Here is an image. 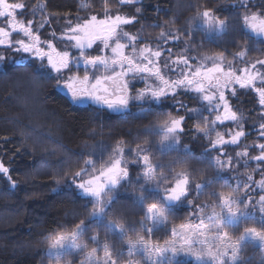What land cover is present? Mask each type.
<instances>
[{"label": "snow or ice", "instance_id": "obj_1", "mask_svg": "<svg viewBox=\"0 0 264 264\" xmlns=\"http://www.w3.org/2000/svg\"><path fill=\"white\" fill-rule=\"evenodd\" d=\"M118 2L121 6H131L142 0ZM23 7L22 3L0 0V18H7V27H0V46L17 53H26L29 58L40 61L38 65H32L33 72L39 73L43 79H55V87L66 89L73 105H95L127 119L130 106L135 102L140 105V111L133 114L134 117L146 118L157 108L162 109L169 97L175 100L181 92H192L207 106L209 112V116H202V109L188 108L182 101H175L178 111L185 109L189 115L203 119L202 124L195 125V130L208 140L209 146L200 155H195L187 144H181L185 123L183 115L173 117L156 112L155 121L146 129L148 133L160 137L157 151L161 156L174 152L176 164L188 165L193 160L207 163L215 175L204 183H196L193 187L194 176L187 168L177 170L171 165L153 163L150 148L146 147L148 140L136 144L135 149L131 150V160L125 155L124 141H117L108 159L100 163L99 167L93 159L97 152L94 147L86 153L83 166L75 169L69 166L62 176L54 177L57 186L63 183L74 196L85 200V208L91 205V210L87 222L81 220L71 231L46 237V256L50 264H62L65 257L81 254V264H119L123 252L113 250L109 236H117L127 245V264H141V260L135 259L137 256L147 264H179L177 257L181 255L193 257L196 264H242L244 258L240 253L246 245L253 248L258 246L264 251V194H258V199L250 194L253 185L264 193V167H261L264 165V143L253 145L259 149V154L255 156H250L247 148L236 152L235 157L225 151L229 145H238L246 135L241 124L243 117L233 110L226 92L235 97L237 85L240 89L252 90L258 95L259 104L264 106V71H260L264 69V59H256L251 63L244 61L251 47L261 51L258 45L264 46V0H259L258 5L256 0H236L233 5L244 9L243 14L237 17L243 32L238 28L233 29L235 38L242 42L237 45L239 50L233 53V57L245 63L244 67L236 68L232 61L225 64L223 52L205 54L194 64V58L185 54L188 52L185 48L181 55L172 59L169 48V60L174 67H170L168 61H165L164 67L178 72L175 79L166 77L161 71L159 64L163 52L159 44L156 48L147 43L140 46L138 35L124 30V26L136 21V16L112 15L107 0H103L102 19L93 14L83 20L77 17L74 24L71 20L67 21L59 39L66 40L67 47L75 49L78 55L68 50H57L52 41L43 42L47 50L42 47L39 35L33 31V21L25 23L16 19V10ZM42 7L43 4H37V8ZM89 7L86 0H81V9ZM256 7L260 10H253ZM135 11L139 14L142 8L137 7ZM217 13L218 9L214 6L201 5L197 0L187 27L173 28L169 22V27L160 32L158 41L164 44L179 42L182 36L191 40L196 29H202L206 38L223 36L230 30L229 19L221 18ZM47 22L42 21L40 27ZM13 33L22 34L26 39L13 40ZM52 35L55 37L54 32ZM94 45L98 46L97 51L101 54L89 51ZM81 65L83 75L73 72V68L79 69ZM6 69L7 61L0 54V73ZM52 73L56 76L52 77ZM137 76L141 79L152 78L153 84L135 89L132 81ZM212 114H215L214 119L209 118ZM226 121L236 126L234 132L217 131V127ZM259 129L260 138H264V123L260 124ZM104 147L100 145L99 149L103 151ZM213 151L218 154L213 156ZM241 158L245 167L249 160L258 162L253 172L259 171L261 179L255 181L249 173L247 180L252 183H242L236 176L233 177L236 180L233 186L230 182L233 178L225 179L224 174L231 172L234 160L239 162ZM130 163L141 169L134 178L130 175ZM165 168L167 172L163 170ZM9 171L0 162V174L15 187L16 182ZM221 180L224 181L222 188L226 191L212 192L211 195L216 197L214 203L206 202L197 206L199 223H182L178 228L173 226L172 238L163 243L152 239L155 232L167 228L169 217L174 211L185 203L193 205L194 201L189 199L191 193L195 192L198 199L204 194L205 188ZM127 187L136 193L131 197V208L143 210L139 230L132 229L134 237L127 235L128 229L122 222L128 209L120 203V193L121 188ZM52 191L59 193L61 189L56 187ZM242 224L245 225L243 231L233 238L228 229H238ZM90 225L106 230L103 240L99 234L89 237L91 243L96 245L92 248L81 242L90 230ZM100 252L102 255H99ZM261 264H264V256Z\"/></svg>", "mask_w": 264, "mask_h": 264}, {"label": "trees", "instance_id": "obj_2", "mask_svg": "<svg viewBox=\"0 0 264 264\" xmlns=\"http://www.w3.org/2000/svg\"><path fill=\"white\" fill-rule=\"evenodd\" d=\"M18 1L24 5L18 13L20 18L22 17L21 21L25 23L33 21L34 25L38 9H41L37 8V4H41L42 0ZM43 1L50 13L60 12V15L65 12H67L66 15L71 14L76 5V0ZM199 3L205 6H214L218 9L217 14L221 18L228 17L229 32L223 36L206 38L202 29H196L193 33L197 35L198 38L195 39H198V42L195 44L183 36L179 42L169 41L164 44L158 41L160 32L169 27V22L173 28H186L188 20L195 12L197 0H142L141 3L131 6L123 5L122 7H130L129 12L131 13L136 5L142 8V12L138 14V22L127 28L130 33L134 34L137 25L139 26L137 35L140 46L147 43L153 48L159 44L161 50L170 48L172 59L181 55L187 48L188 52L185 54L198 60H201L205 54H211L209 51L218 47L221 52L223 50L226 60L229 57L233 58L236 68L244 67L245 63L234 59L233 54L228 51L231 46L236 48L234 52L238 51L237 45L242 43L235 38L233 29L238 28L243 32L237 17L243 14L244 9L233 7L236 0H199ZM256 3L258 5L259 0H256ZM157 9L161 12H158ZM253 10L259 11L260 8L256 7ZM51 25L52 22L42 30L43 36L52 27ZM0 27H7V18H0ZM199 40H201L202 46H200ZM258 47L261 48V51H257L256 47L250 48L244 58L246 63L264 59V46L258 45ZM2 49L0 54L5 56L7 69L0 73V162L9 168V175L16 183L13 187L7 177L0 174V264H41L40 244L46 240V237L63 229L72 230L81 220L87 222L91 205L85 208L83 198L74 196L71 190L64 187L63 183L57 186L54 180V177L62 176L69 166L73 169L83 166L86 154L81 156L80 151L81 145L84 146L85 142L86 153L94 147L97 148L93 159L97 163H101L103 159L107 160L105 156L109 151L110 141L106 139L115 140L118 137L126 136V134L128 136L130 133L128 131H131L130 128L133 127L132 130L137 129V134L134 138L135 142L130 145V152L135 149L137 143L148 140L149 144L146 147L150 148L149 154L153 158V163L171 165L177 170L187 168L194 176L193 187L196 183H204L215 175L214 170L207 163H197L193 160L188 165L176 164L174 162L176 153L174 152L161 156L157 151V142L160 137L146 131L155 121L156 112H162L165 116L170 114L173 117L183 115L185 123L181 144H187L195 155H200L209 146L208 140L195 130L197 123H203L202 119L189 115L185 109L178 111L175 106V101H182L188 108H200L204 116H209V112L206 110L207 106L202 104L196 95L181 92L175 100L169 97L163 108H157L152 115L147 117L148 120L133 118V121L129 122L131 125H127L124 122L126 119L107 110L94 113L92 109L74 106L67 97L55 89V79H43L39 73L33 72L32 67L15 63L18 58L23 56L22 53L19 54L3 47ZM165 61H168L170 67H174L169 60V52L161 56L159 66L166 77L175 79L178 72L170 71L169 68L164 67ZM260 71H264V69H260ZM132 84L135 89H138L146 84L152 85L153 79L138 77L132 81ZM227 96L233 110L243 117L241 124L246 135L241 138L238 145H229L225 151L228 155L235 157L236 152L247 148L250 156L258 155L259 149L253 145L264 141V138L259 136V126L264 123V116H262L264 106L259 104L258 95L254 91L240 89L238 85L236 86V96H230L229 92H227ZM138 110H140L139 106L134 103L130 106V112ZM214 116L215 114H212L209 118L214 119ZM130 117L132 116L129 115L128 118ZM144 122L146 123L144 124ZM125 130L127 133L122 134ZM235 130L236 126L231 122H225L217 127V131L221 133L234 132ZM212 135L214 138L215 133ZM100 145L105 146L103 151L99 149ZM211 154L215 156L218 153L213 151ZM132 155L131 152V158ZM239 161L234 160L232 171L224 174L225 179L239 176L242 183H252L247 180L249 173L252 174L253 180L261 179L259 171L253 172L258 162L249 160L248 166L245 167L243 158ZM129 167L130 175L134 178L140 171L139 167L134 164H130ZM163 170L167 172V168ZM230 182L235 186L234 178L230 179ZM223 183L224 181L221 180L219 183L205 188L204 194L200 195L198 199L195 192L191 193L189 199L194 201L193 205L189 206L185 203L174 211L169 217L167 228L155 232L152 239L160 243L171 239L173 226L178 228L182 223L192 222L198 217V205L216 201V197L211 195L212 192L226 191L222 188ZM56 187L61 189L59 193L52 191ZM135 194L131 187L121 188L120 203L128 209L125 212L127 235L133 237L135 233L132 229L135 228L138 231L141 220L137 218L139 214H136L141 208H131V197ZM250 194L258 199V194L264 193H261L260 189L253 185ZM244 226L242 224L238 229H228V231L233 235V238H236L243 231ZM89 227L91 232L85 234L86 238L89 239L91 235L99 234L104 239L106 230L92 225ZM113 237L116 240H112ZM108 239L114 246V251L123 250L124 246L127 248V245L122 243L117 236H109ZM124 252L127 253V251ZM240 254L244 258L242 264H261L264 251H261L258 246L253 248L251 245H246ZM124 257V262L119 260V264H127L128 257L125 255ZM179 258L187 261L190 257L181 255ZM135 259L143 260L139 256ZM180 264L187 263L181 262ZM192 264H196V262Z\"/></svg>", "mask_w": 264, "mask_h": 264}, {"label": "rangeland", "instance_id": "obj_3", "mask_svg": "<svg viewBox=\"0 0 264 264\" xmlns=\"http://www.w3.org/2000/svg\"><path fill=\"white\" fill-rule=\"evenodd\" d=\"M18 1V0H17ZM115 1V0H114ZM19 2V1H18ZM112 6H110L109 5V7L111 8V14L112 15H115V14H117V13H119V14H121V15H127V16H129V17H131V16H136V21L135 22H138V14L136 13V11H135V8L133 9V13H131V12H129V9H130V7H119V6H116V4L115 3H113V4H111ZM127 8V9H126ZM93 14H95V15H97L98 16V18H103V16H104V12H103V7H99V8H97V9H94L93 7H89V8H87V9H81V11L80 12H78L77 14H75V15H73L70 19H66L65 20V22H63V24H59V25H57L58 24V22H56V23H52V27H50L49 29H48V32H46L45 34H44V36L46 37V39H48V41H52L53 42V44L54 45H56V47L57 48H61L62 50H68V51H70L71 53L73 52V53H75L74 55H77L78 54V52H76V50L75 49H72V48H70V47H67V44H68V42L66 41V40H61V39H59V37L61 36V34H62V32L64 31V29L66 28V26H67V21L68 20H71L72 22H73V24L74 23H76L77 22V17H79L81 20H83V19H86V18H89L91 15H93ZM44 20H51V18H45V19H43V20H41V19H39V18H37V19H35V24L32 26L33 28H34V30H35V32L39 35V31L40 30H42L43 28L45 29V27H48V24L51 22V21H48L46 24H44L43 25V27H40V23L42 22V21H44ZM134 22V23H135ZM133 23V24H134ZM133 24H130V25H127V26H124V30L126 31H128V27L129 26H131V25H133ZM54 25H56L57 27H55L54 28ZM59 27V32L57 31V28ZM54 30H55V32H54ZM53 32L55 33V37L52 35L53 34ZM129 32V31H128ZM138 32H139V26L137 25V29H136V31H134V34H138ZM15 35H17L16 37H14ZM215 35H213V37H214ZM195 38H198L197 37V35L195 34V33H193V35H192V38H191V41L193 42V44H195L196 42H198V39H195ZM12 39L13 40H17V39H25V38H23L22 37V35L21 34H17V33H13V35H12ZM199 42H200V46H202L201 45V40H199ZM202 43H204V42H202ZM97 45H94V48L92 49V50H89L92 54H101V53H99L98 51H97ZM215 48V47H214ZM227 49H229L228 47H227ZM3 49H2V46H0V53H1V51H2ZM10 50H12V49H10ZM168 49H166V50H162V52H163V54L164 53H166V52H168L167 51ZM226 50V49H225ZM236 50V48H234L233 46H231V48H230V50H228V51H230L231 52V54H233L234 53V51ZM13 51V50H12ZM172 51V50H171ZM15 52V51H14ZM209 52H211V54H209V55H212V54H214V53H217V52H221V50H219V48L217 47V48H215V49H212V50H210ZM214 52V53H213ZM222 52H223V50H222ZM20 54V53H19ZM107 54H109L110 55V52H108ZM22 57L19 59L18 58V60L17 61H19V63H17V64H25V65H27V66H29V67H32V65L33 64H35V65H38L39 63H40V61H38V60H35L34 58H29V55L28 54H26V53H22ZM20 57V56H19ZM177 57V56H176ZM200 60H198V59H196V58H194V60H193V63L195 64V63H198ZM228 61H232L233 62V64H235L234 63V60H233V58L232 57H229L226 61H225V64H227V62ZM16 63V62H15ZM44 63L46 64L47 63V61L45 60L44 61ZM209 64H210V62H209ZM50 71V70H49ZM73 72H74V70H73ZM78 73L80 74V75H83V71L81 70V72H79L78 71ZM52 76L53 77H55L56 76V74L55 73H52ZM139 76H137L136 78H138ZM140 78V77H139ZM147 79H149V78H147ZM140 80V79H139ZM141 81V80H140ZM62 83V82H61ZM55 84H56V80H55ZM143 88H145V86H142V87H140V88H138V89H143ZM55 89L58 91V92H60L61 94H63V96H65V97H67L68 98V100L70 101V99H69V95L67 94V91H66V89H64L63 87H61L60 89H57L56 87H55ZM191 95H196L195 93H192V92H189ZM226 96H227V92H226ZM230 102V101H229ZM134 104L135 105H137V106H139V108H140V105H138L137 103H135L134 102ZM133 105V104H132ZM74 106H79V107H86V108H89V109H92L93 110V112L94 113H97L98 111L100 112V110L102 111V110H107V109H101V108H98L97 106H95V105H91V104H88V105H74ZM108 111V110H107ZM140 110H138V111H134V112H130L129 113V115L130 116H132V117H130V118H127L126 119V121H124L125 122V124H130L129 122H131V121H133V118H135V119H138V117H134V115L133 114H136V113H138ZM109 112V111H108ZM111 113V112H110ZM113 114V113H112ZM128 115V116H129ZM202 116H204V114H203V111H202ZM148 117V116H147ZM147 117L146 118H140V119H145L144 121H146V120H148L147 119ZM124 119V118H123ZM202 119V118H201ZM127 122V123H126ZM202 122H203V119H202ZM227 122V121H226ZM146 122H144V124H145ZM131 125V124H130ZM129 127V126H128ZM132 128L133 127H131L130 129H131V131H128V132H130V133H128L129 135L127 136V131L125 130V131H123L122 132V134H126V136H124V137H118V138H116L115 140H112V139H110V138H108V139H106L107 141H110V143L108 144L109 145V151L106 153V156H105V158H107L108 159V156H109V154L111 153V151H112V148L116 145V143H117V141H124V145H125V155L131 160V152H130V145L132 144L133 145V143L135 142L134 141V138H135V135L137 134L136 132H137V129L135 128V130H132ZM112 141V142H111ZM264 141H262L261 143H263ZM86 143V142H85ZM84 143V146L83 145H81V151H80V154H81V156H84L85 154H86V147H85V144ZM104 161V159L102 160V162ZM101 162V163H102ZM240 162V161H239ZM131 164V163H130ZM99 165H100V163H97V167H99ZM130 166V165H129ZM129 169H130V167H129ZM138 170H141L140 168H138ZM136 214H139L138 216H137V218H140V219H142L143 218V210L141 209V210H139L138 211V213H136ZM257 215H259V213H257ZM189 221V220H188ZM123 223H125V225H126V222H125V220L124 221H122ZM191 223H193V224H196V223H199V220H198V217H196L194 220H192V222ZM251 226V225H250ZM257 227H259V225L257 224L256 225ZM92 228V227H91ZM95 229V228H94ZM102 230H105V229H103L102 228ZM68 231H71V230H68V229H63V230H60V231H58V232H68ZM58 232H56V233H58ZM88 232H91V230H89ZM87 232V233H88ZM92 236V235H91ZM101 239H103V238H101ZM116 240V238H114L113 237V239L112 240ZM81 242L82 243H86V244H88V246H89V248H92V247H95L96 245H93L92 243H91V241H90V239H88V238H86L85 237V235H84V237H82V240H81ZM112 244V243H111ZM112 247L114 248V246L112 245ZM46 249H47V241L46 240H44L41 244H40V251H41V253H42V261H41V264H50V262H49V260H48V258H47V256H46ZM120 251H122V252H124V251H127V248L124 246V249L123 250H120ZM99 255H102V252H100L99 253ZM124 255L125 256H127V253H123V256H121L120 258H119V260H120V262H124V260H125V257H124ZM128 257V256H127ZM190 258L187 260V261H184V260H181L179 257H177V260L179 261V264L181 263V262H186L187 264H192L193 262H195V260H194V258L193 257H191V256H189ZM82 259H83V255L81 254V255H76V256H70V257H65L64 258V260L62 261V264H68V262L69 261H71V264H81V261H82ZM127 259V258H126ZM126 264V263H125ZM141 264H147V262H145V261H141Z\"/></svg>", "mask_w": 264, "mask_h": 264}, {"label": "flooded vegetation", "instance_id": "obj_4", "mask_svg": "<svg viewBox=\"0 0 264 264\" xmlns=\"http://www.w3.org/2000/svg\"><path fill=\"white\" fill-rule=\"evenodd\" d=\"M10 2H12V3H15V2L18 3L17 0H10ZM86 2L90 5V7H93L94 9H97L99 7H103V0H86ZM80 3H81V0H76L75 9L72 11L71 14L66 15L65 13H67V12H65V13H63V15H60V12L59 13L58 12L50 13V10L47 8L46 3L42 0L41 1V4H43L44 7H42L40 10L38 9V13H37L38 15L36 16V19H37V17L39 19H41V20H43L45 18H51V20H48V21H51L52 23L58 22L57 25L63 24V22H65L66 19H70L73 15H75L78 12L81 11ZM107 3L110 6H112L111 4L115 3L116 6H119V7L122 8V6L119 4L118 0H115V1L114 0H107ZM137 7H139V6L136 5L135 6V9ZM19 10L20 9H17L16 10V19L17 20H22V17L20 18L19 14H18L20 12ZM158 12H161V11L158 10ZM151 19H154V18H151ZM54 27H57V26L54 25ZM42 30L39 31V37H40V41L42 42L41 43V46L42 47H45V49H46V45L43 42L48 41V39H46V37L43 36V33H42L43 31ZM33 31L35 32L34 28H33ZM57 31L59 32V27L57 28ZM54 32H55V30H54ZM22 37H23V35H22ZM23 38H25V37H23ZM57 50H62V49L61 48L60 49L57 48ZM72 54L74 55L75 53L72 52ZM73 70H74V72H78V71L81 72V70L83 71V65H81L79 69L73 68Z\"/></svg>", "mask_w": 264, "mask_h": 264}, {"label": "clouds", "instance_id": "obj_5", "mask_svg": "<svg viewBox=\"0 0 264 264\" xmlns=\"http://www.w3.org/2000/svg\"><path fill=\"white\" fill-rule=\"evenodd\" d=\"M68 264H69V262H68Z\"/></svg>", "mask_w": 264, "mask_h": 264}]
</instances>
